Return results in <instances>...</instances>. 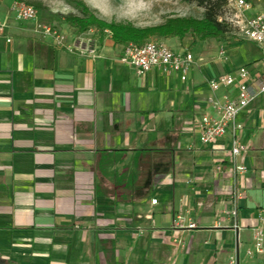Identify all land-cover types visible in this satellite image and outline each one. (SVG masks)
<instances>
[{
	"label": "crops",
	"instance_id": "obj_1",
	"mask_svg": "<svg viewBox=\"0 0 264 264\" xmlns=\"http://www.w3.org/2000/svg\"><path fill=\"white\" fill-rule=\"evenodd\" d=\"M95 32V60L33 23L0 36V264H227L237 247L239 264H264V243L247 255L253 230L264 234V95L238 116L248 172L235 219L230 135L204 146L193 123L213 114L207 81L241 67L259 76L260 50L236 37L224 61L212 39L181 82L136 76L118 60L122 46ZM178 40L164 39L190 51Z\"/></svg>",
	"mask_w": 264,
	"mask_h": 264
},
{
	"label": "built area",
	"instance_id": "obj_2",
	"mask_svg": "<svg viewBox=\"0 0 264 264\" xmlns=\"http://www.w3.org/2000/svg\"><path fill=\"white\" fill-rule=\"evenodd\" d=\"M230 6L235 11L234 17L226 19L234 29V35L239 39L257 46L264 58V12L248 14L252 6L245 0H229ZM15 23H33L35 32L44 37H50L55 45L64 51L89 57L92 60L99 58L97 53V38L95 30L90 29L81 34H69L53 29L51 26L37 23V9L25 2L15 1L11 3L3 17H0V36L7 30L10 19ZM219 21H223L219 19ZM104 33L110 35L108 31ZM218 57L224 61L228 60L227 51L224 46L218 47ZM119 62L132 69L136 76L141 77L152 70H157L165 76L177 75L181 82L189 79L190 72L195 63L193 54L190 51H177L166 43L148 41L141 46L127 44L122 47ZM208 89L211 92L209 103L212 106L213 114H202L193 120L197 138L200 144L214 145L226 134L230 135V149L228 151L232 159L230 175L233 178V189L231 209L227 214L233 219L237 216L239 202L244 197L243 179L248 172L243 161L248 150L247 146L240 144L238 133L243 125L238 122L239 114L246 110L260 95H264V72L254 76L246 67L238 68L232 74H223L207 81ZM234 88V98L224 95L221 101L215 95L220 91H228ZM239 161L237 162V160ZM156 204V200H151ZM264 223V219H259ZM184 217L179 215L173 225L174 229H183ZM187 229H195L193 223H188ZM236 231L235 242L238 246L239 227L234 224ZM253 248L247 250L248 256L262 253L264 234L263 226L253 230ZM227 264H239L238 247L228 258Z\"/></svg>",
	"mask_w": 264,
	"mask_h": 264
},
{
	"label": "rangeland",
	"instance_id": "obj_3",
	"mask_svg": "<svg viewBox=\"0 0 264 264\" xmlns=\"http://www.w3.org/2000/svg\"><path fill=\"white\" fill-rule=\"evenodd\" d=\"M15 1L33 5L40 4L37 8V23L51 26L58 31L73 33V30L63 22L67 14L81 15L73 0H0V14H4L9 5ZM101 20L107 23L131 24L136 28H148L163 24L169 18L184 17L202 19L206 15V6H198L196 3H186L183 0H80ZM252 7L264 4V0H245ZM253 9L248 12L251 14ZM235 11L230 6L229 0L220 11L218 18L225 21L234 17ZM10 22H14L12 17ZM65 25L67 27L62 28ZM94 30V29H93ZM226 34L216 42L218 47L236 42L232 26L227 27ZM74 34V33H73ZM106 34V33H105ZM96 36V33L94 34ZM99 33L97 31V37ZM185 44L196 58L205 49H212L214 42L211 40L197 41L190 35L185 38ZM148 41L165 43L163 38L152 37ZM179 42L181 40H178ZM197 41V42H196ZM182 44V43H181Z\"/></svg>",
	"mask_w": 264,
	"mask_h": 264
},
{
	"label": "trees",
	"instance_id": "obj_4",
	"mask_svg": "<svg viewBox=\"0 0 264 264\" xmlns=\"http://www.w3.org/2000/svg\"><path fill=\"white\" fill-rule=\"evenodd\" d=\"M183 1L186 3L194 2L198 6H206L205 17L202 19L169 18L158 26L136 28L131 24L107 23L96 17L83 1L73 0L74 6L80 10L81 15L67 14L63 17V22L73 30L74 34H81L94 29L98 31L100 36H103L104 32L108 31L113 44L122 47L127 44L141 46L152 37L182 40L190 35L197 41H206L221 39L226 34L227 27L230 25L225 21H219L218 15L220 9L226 5L227 0ZM34 7L40 8V4L35 3Z\"/></svg>",
	"mask_w": 264,
	"mask_h": 264
}]
</instances>
